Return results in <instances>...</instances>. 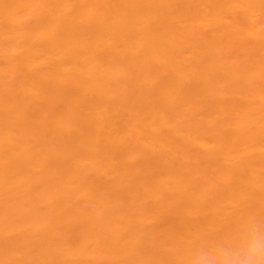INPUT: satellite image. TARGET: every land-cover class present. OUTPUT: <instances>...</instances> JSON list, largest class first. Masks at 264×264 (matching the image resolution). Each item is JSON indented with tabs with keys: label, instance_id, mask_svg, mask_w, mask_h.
Wrapping results in <instances>:
<instances>
[{
	"label": "bare ground",
	"instance_id": "bare-ground-1",
	"mask_svg": "<svg viewBox=\"0 0 264 264\" xmlns=\"http://www.w3.org/2000/svg\"><path fill=\"white\" fill-rule=\"evenodd\" d=\"M264 227V0H0V264H189Z\"/></svg>",
	"mask_w": 264,
	"mask_h": 264
},
{
	"label": "clouds",
	"instance_id": "clouds-1",
	"mask_svg": "<svg viewBox=\"0 0 264 264\" xmlns=\"http://www.w3.org/2000/svg\"><path fill=\"white\" fill-rule=\"evenodd\" d=\"M189 264H264V227L254 222L236 240L192 253Z\"/></svg>",
	"mask_w": 264,
	"mask_h": 264
}]
</instances>
